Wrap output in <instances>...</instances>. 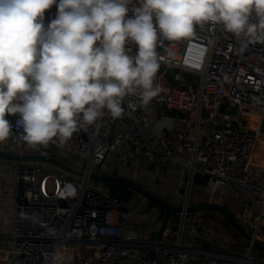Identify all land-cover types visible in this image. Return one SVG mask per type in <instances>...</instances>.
Instances as JSON below:
<instances>
[{
  "label": "built area",
  "instance_id": "1",
  "mask_svg": "<svg viewBox=\"0 0 264 264\" xmlns=\"http://www.w3.org/2000/svg\"><path fill=\"white\" fill-rule=\"evenodd\" d=\"M138 6L133 0L129 7ZM56 13L55 4L45 11V26ZM128 15H133L131 10ZM137 48L134 42L126 44L132 55ZM157 52L160 68L154 85L159 92L147 106L132 97L138 107L129 109L125 102L121 118L106 112L99 127L79 129L64 147L46 145L74 160L72 169L49 166L55 162L54 153L46 151L40 152L48 156L46 161L11 162L14 188L7 217L0 208V242H10L5 253L8 264L257 263L251 252L217 251L182 242L184 221L179 239L173 242L153 236L158 216L153 218L154 229L140 237L113 221V213L127 203L147 207L150 200L131 188H127L132 193L128 201L112 196L104 176L125 177L135 173L133 167H159L168 161L185 169L190 179L199 174L214 188L239 199V221L252 241L264 240V167H254V153L264 145V43L245 47L221 25H206L197 26L187 39L161 38ZM169 70H175L173 81L181 86L171 84ZM185 73L193 79L187 81ZM151 106L176 111L183 126L148 125L143 118ZM170 116L157 115L155 123L172 120ZM18 118V114L6 115L12 127L2 147L12 152L24 144L29 148L16 152L38 153L37 147L45 145L24 141L22 129L16 126ZM4 160L10 161L0 158L5 164Z\"/></svg>",
  "mask_w": 264,
  "mask_h": 264
},
{
  "label": "clouds",
  "instance_id": "2",
  "mask_svg": "<svg viewBox=\"0 0 264 264\" xmlns=\"http://www.w3.org/2000/svg\"><path fill=\"white\" fill-rule=\"evenodd\" d=\"M57 7L47 26L44 13ZM0 0V142L16 126L29 145L64 147L107 112L158 95V42L221 25L243 46L264 43V0ZM133 15L129 16V11ZM155 21V23H154ZM138 46L135 55L128 42ZM71 194V191H70Z\"/></svg>",
  "mask_w": 264,
  "mask_h": 264
},
{
  "label": "rangeland",
  "instance_id": "3",
  "mask_svg": "<svg viewBox=\"0 0 264 264\" xmlns=\"http://www.w3.org/2000/svg\"><path fill=\"white\" fill-rule=\"evenodd\" d=\"M155 111H158V113L163 112V114H166L164 111H159V109H156L155 107H152ZM154 112V111H153ZM185 116V115H184ZM188 116V115H186ZM256 117V116H255ZM254 117V119H255ZM259 117V116H258ZM254 126V123L252 124ZM0 148L7 150L10 149L9 147H2V142H0ZM29 148V146L21 144L16 146V151H24L25 149ZM11 151V150H10ZM12 151V152H16ZM53 158L55 160L52 162H49V166H59L60 168H73V161L69 157L65 156V154L59 152V149H53ZM5 161V164L9 166V171L12 172L13 166L11 165L12 161ZM145 172L141 173L144 174V176L140 175L141 177L136 178L131 173L126 175L125 177L130 179H135L141 184H144L148 188H152V191H154L159 196L161 195L162 198L170 201L175 202L174 204H183V196L185 193V189L190 188L191 184L189 185V181H184L181 183L179 187H174L173 184L170 181H164L163 175L161 170L157 167V169H150V167L145 168ZM68 171V170H66ZM187 175L189 176V173L187 172ZM200 177L198 175H195L193 179ZM190 178V176L188 177ZM204 182L202 185L203 188H206L207 186L212 189V191L215 192V195L222 196L223 199L221 201V205L215 203L214 198L208 199L209 195L202 194L199 192H196L194 194H191V197L188 196V205H208V204H216L218 207H221L224 209L226 214H223L222 211H218L217 209H204L188 212L185 214L184 218V225L182 227L181 232V238L186 237L188 244H192L199 247H204L212 250L217 251H227L231 253H240L244 254L247 253L248 249L251 247V241L243 236L241 232L237 231L236 227L233 224V221L235 223H242L243 221H239L238 214L239 210L241 208V202L237 198H232L229 195H225V192H222L219 188H214L212 185H210L207 180L200 177L197 182ZM129 188V187H127ZM190 190V189H189ZM177 196L180 197H176ZM132 195V193H130ZM226 197H225V196ZM137 196L133 194V200L132 202L136 201ZM138 202L123 207L124 214H127L128 212L135 211L137 209ZM147 210L145 215H154L158 216L157 223L159 226H163L164 223V216L163 212L160 210V207L155 204H150V201H148ZM139 212V211H138ZM142 212V211H141ZM178 216L174 219L175 223L177 224L175 228V234L179 232L180 228V220H181V213H174ZM230 214L233 217V221H230L227 219V215ZM167 221V220H166ZM245 228V226H244ZM154 229V228H153ZM154 231V230H153ZM156 236V234H155ZM264 244V240H263ZM259 248L257 245H252L251 248V256L254 258V261L257 262L255 264H264V256L261 255V252L259 251Z\"/></svg>",
  "mask_w": 264,
  "mask_h": 264
},
{
  "label": "crops",
  "instance_id": "4",
  "mask_svg": "<svg viewBox=\"0 0 264 264\" xmlns=\"http://www.w3.org/2000/svg\"><path fill=\"white\" fill-rule=\"evenodd\" d=\"M152 107H154V106L150 107V109L144 114L145 116L143 118L144 120L147 119L146 123L148 125H150V126L155 125V127L157 129H159V128L163 129V128H168V127L180 128L183 126V124L180 123L179 120L177 119V116H176L177 113L176 112L174 114L168 113L167 112L168 110H165L164 112H166V114H168V115H171L170 117L172 118V120L164 121L162 119L160 122L157 120V122L155 123V120L158 119L157 115L158 116L162 115L163 112L158 113V111H155ZM179 115L184 116V114H182V113H179ZM254 155H255L254 167L255 168H257V167L259 168L261 166L264 167V145H262V144L258 145V148L256 149ZM149 167H150V169H152V168L157 169V167L155 165H150ZM158 168L162 172L163 180L164 181H166V180L170 181L174 187H179L181 185V183H183L184 181H189L188 183H189V185L191 184V187L188 189L187 188L185 189V193L183 196V204L188 205V196L191 197V194L199 192L202 194L209 195L208 199L214 198L215 203L221 205V201L223 199L222 196L215 195V192L212 191V189L208 186L206 188H203L202 185L204 184V182H202V181L197 182V183L195 182L198 179H200V177H202L201 175L197 174L200 177L195 178V180L190 179V178H188L189 176L187 175V171L185 169L181 168L180 166L171 164L168 161L162 162V165H160ZM133 170L135 171V173H131V174H133V176H135L136 178L141 177L140 175L144 176V174H141L143 172H145V174H146V170L142 165H140L139 167H136V168L133 167ZM202 178H204V177H202ZM13 188L14 187H13V183H12V172L9 171L8 165H6L0 161V208H1V213L3 214V216H6V217L8 216V209H9L8 199H10L12 194H13ZM150 189L152 190V188H150ZM175 196L180 197L181 195L177 196L175 194ZM173 203H175V202H173ZM200 205H202V204H200ZM188 206H191V205H188ZM194 206H196V205H194ZM144 211H148L147 207H145L144 204L142 205L141 203H139L137 206V209H135V211H131V212H128L127 214H125L126 218L121 217V213L125 212L124 209L120 210V212H114L113 213V221L117 225H120V227H122L123 230H125V231L128 230L134 236L140 237L144 234L150 233L151 230L154 228V226H153L154 215H153V217L151 214L145 215V214H143ZM195 211H197V210H195ZM218 211H220V210H218ZM191 212H193V211H191ZM171 213H178V212H171ZM222 213L226 214L227 212H222ZM174 215H176V214H173L172 216H170L167 219V221L164 220V224L162 227L157 225L156 228H158V229H157V232L155 234L158 236V238L160 240H163L166 242H173V241L179 239V232L177 234L173 235L176 232L175 228L177 226V224L174 221V219H175ZM0 217H1V215H0ZM246 232H248V231H246ZM241 233L243 236L246 237L244 232H241ZM182 242L188 243L186 237H182ZM8 243H10V242L9 241H7L6 243H2V241L0 242V264H8V260H7L8 257L6 258V256H5V253H7V249L9 247L7 245ZM123 264H125V263H123Z\"/></svg>",
  "mask_w": 264,
  "mask_h": 264
},
{
  "label": "water",
  "instance_id": "5",
  "mask_svg": "<svg viewBox=\"0 0 264 264\" xmlns=\"http://www.w3.org/2000/svg\"><path fill=\"white\" fill-rule=\"evenodd\" d=\"M226 107V103H222L220 106L219 112H223ZM37 150L39 151L38 153H18V152H9L4 149L0 148V158L1 159H7L10 161H46L48 159L47 155H44L40 152L46 151L49 154H53V149L50 146H38ZM104 179L106 182H111V183H121L125 185L126 187H129L131 189L137 190L139 193H142L146 197H148L149 200L154 202L156 205L163 207L167 209L170 212H178L181 213V220H180V225L184 221V216L186 213L195 211V210H200L202 208L204 209H218L221 210L222 212H226L224 209L221 207H218L216 204H208V205H198V206H188L187 204H174L164 198L156 194L154 191H152L150 188L145 186L144 184H141L135 179H130L127 177H122V176H104ZM239 229L241 232H244L246 237L251 241V247L248 249V253L251 252L252 245H257L259 248H261L264 251V244H262L259 240H254L252 241V235L246 232V230L241 226L238 225ZM181 230V229H180ZM179 230V231H180Z\"/></svg>",
  "mask_w": 264,
  "mask_h": 264
},
{
  "label": "trees",
  "instance_id": "6",
  "mask_svg": "<svg viewBox=\"0 0 264 264\" xmlns=\"http://www.w3.org/2000/svg\"><path fill=\"white\" fill-rule=\"evenodd\" d=\"M175 72V70H169L168 73H167V76H168V79L170 80L171 84L173 85H177V86H181L180 83L178 82H175L173 81V73ZM185 76V79L187 81H191L193 79V76L192 74L190 73H185L184 74ZM168 113H175L176 111H167ZM199 175V174H198ZM108 186L110 187V193L112 196L122 200V201H128L129 200V197H130V193L129 190H127V187L121 183H109L107 182ZM150 204H154V202H152L150 200ZM160 207V206H159ZM160 210L163 212V216H164V220L166 221L170 216H172L174 213H171L170 211H168L167 209L163 208V207H160ZM228 213V212H227ZM178 216H175V218H177ZM227 219L230 220V221H233V217L228 214L227 215ZM164 224V223H163ZM233 224L234 226L236 227L237 231L241 232L238 225L240 223H235L233 221ZM241 225V224H240ZM242 226V225H241ZM243 227V226H242ZM244 228V227H243ZM242 234V233H241ZM155 235V233L153 234V236ZM262 244H263V241H260ZM259 251L261 252V255L264 256V251L262 249H259Z\"/></svg>",
  "mask_w": 264,
  "mask_h": 264
}]
</instances>
